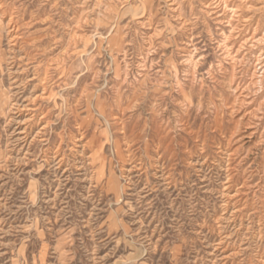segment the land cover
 Instances as JSON below:
<instances>
[{
  "label": "rangeland",
  "instance_id": "374dc122",
  "mask_svg": "<svg viewBox=\"0 0 264 264\" xmlns=\"http://www.w3.org/2000/svg\"><path fill=\"white\" fill-rule=\"evenodd\" d=\"M0 264H264V0H0Z\"/></svg>",
  "mask_w": 264,
  "mask_h": 264
}]
</instances>
